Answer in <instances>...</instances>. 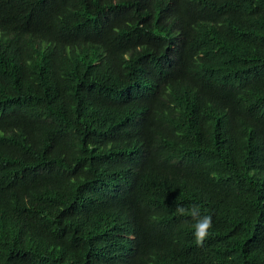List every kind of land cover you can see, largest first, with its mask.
<instances>
[{
	"label": "trees",
	"instance_id": "trees-1",
	"mask_svg": "<svg viewBox=\"0 0 264 264\" xmlns=\"http://www.w3.org/2000/svg\"><path fill=\"white\" fill-rule=\"evenodd\" d=\"M0 264H264V0H0Z\"/></svg>",
	"mask_w": 264,
	"mask_h": 264
},
{
	"label": "clouds",
	"instance_id": "clouds-1",
	"mask_svg": "<svg viewBox=\"0 0 264 264\" xmlns=\"http://www.w3.org/2000/svg\"><path fill=\"white\" fill-rule=\"evenodd\" d=\"M175 213L191 218L193 237L198 244L202 243L213 226L212 216L205 214L206 210H202L199 204H193L189 208H185L183 205H177L175 207Z\"/></svg>",
	"mask_w": 264,
	"mask_h": 264
}]
</instances>
